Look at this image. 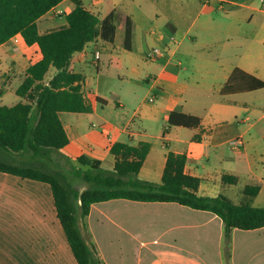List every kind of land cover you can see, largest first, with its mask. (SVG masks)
Wrapping results in <instances>:
<instances>
[{"label": "crops", "instance_id": "1", "mask_svg": "<svg viewBox=\"0 0 264 264\" xmlns=\"http://www.w3.org/2000/svg\"><path fill=\"white\" fill-rule=\"evenodd\" d=\"M104 1L107 0H81V6L102 19L114 11L108 10L105 16L96 13L99 11L98 7L104 5ZM162 6H166L165 10L171 12L173 16L166 15L167 19H164L161 27L153 34L148 33L145 39L139 37L138 24L133 18H129L132 23L131 50L127 51L123 47L124 52H132L138 44L140 48L141 43H146V51L150 50L148 47L151 44L161 52L156 60L150 59L155 65L151 74L152 78L148 79L147 88L132 81L124 84L121 90L114 88L116 108L125 109L126 105L131 106L139 101L134 110L126 108L128 118L125 121L120 122L115 116L113 122L98 117L104 125L97 129H92L93 126L84 125L81 121V116L96 115L98 107L106 103L97 90L88 87L87 72L89 66L93 64L96 53L99 55L97 60V66H99V52L102 51L104 44L110 43L96 39L72 56L68 71L81 77L80 92L85 93L82 97L89 112L59 113V120L68 139V144L59 153L71 161L85 155L100 161L103 170L112 171L114 157L110 154V149L114 144L122 143L136 147L139 143H148L150 149L141 171L152 150L151 144L147 141L148 126L150 127V121L158 116L165 123L161 128V138L168 143L166 148H172H168L166 154L172 152L185 156L183 172L199 179L198 195L213 197L204 193L211 190L210 185L214 180L211 166L214 164L219 165L221 171H224L219 172L220 182L228 195L231 193V187L244 178L246 185L242 191L246 187H257L258 193L252 197L255 199L264 194V126H259L264 121V112H262L264 110L258 111L259 118L246 130L241 131L236 128L235 131L238 132L230 138L224 141L221 139L226 133L234 131L230 128L232 124H229L232 118L241 112L249 116V108H247L249 104L244 96L255 95L264 105V89L227 96H222L220 91L235 69L264 82V0H192L185 2V6L180 0H167V3ZM73 8L74 4L71 0L60 2L36 21L38 33L44 34L65 27L64 17ZM187 10H191L193 16L188 17L191 11ZM186 19L189 21L187 34L192 33L193 28L196 27L198 32L208 33L209 39L204 41L193 31L190 37L191 47L183 46L185 36L175 26L174 21L184 22ZM52 20H58V23L52 24ZM124 22L118 26L115 25L116 31L123 29L124 33ZM14 36L19 38L17 43L12 42ZM14 36L0 46V65L5 64L9 59L8 75H4V81L12 83L18 77H23L22 83L26 69L39 61L41 55L36 45L28 46L21 35ZM178 36L181 38H177ZM170 41L176 44L173 50L169 48ZM198 42H201L206 50V60L211 63V72L200 78L181 81L179 80L181 70L179 59L183 55L186 59L193 58V48ZM8 45L13 50L10 57H7L3 51V48ZM213 50H219V52L215 54ZM175 59L177 64H174ZM122 65V59L114 55V68L120 69ZM52 70L48 80L55 74V70ZM142 88L145 93L139 99L138 94ZM151 91L156 93L159 100L157 104L149 101L150 105H144L147 93ZM4 95L3 90L0 96ZM25 101L17 97L12 106ZM186 105L201 107L206 113L205 116L184 110ZM0 106L5 105L0 104ZM176 110L198 117L200 126L196 129L167 128L169 114ZM115 112L117 111L114 110ZM137 117L139 118L137 130H132L130 124ZM224 123L227 124L223 125ZM167 130L172 135L164 137ZM103 131L109 135H104ZM237 137L243 139L244 145L240 151L233 150L235 156L231 158L225 154L223 147ZM226 163L227 167L223 170ZM224 175L235 177L236 183L224 184L221 180ZM223 197L231 202L227 196L223 195ZM109 202L114 200L91 205L88 215L78 220L81 237L87 246L94 248L102 264H106L102 252L106 248L104 243L110 244L109 241L114 239V207L102 208ZM147 206L169 209H175V206L184 207L176 203H147ZM215 221H218V228L223 230L221 220L211 214L208 222ZM234 230L237 229L231 230L230 235ZM205 233H208L207 230ZM242 234L244 235L239 245L240 259L233 264H264V228L242 231ZM0 264H77L57 218L52 193L47 184L0 173ZM144 264L183 263L175 255L164 254L161 257L148 259Z\"/></svg>", "mask_w": 264, "mask_h": 264}, {"label": "trees", "instance_id": "2", "mask_svg": "<svg viewBox=\"0 0 264 264\" xmlns=\"http://www.w3.org/2000/svg\"><path fill=\"white\" fill-rule=\"evenodd\" d=\"M63 0H0V46L20 34L26 45H36L41 59L29 66L15 94L26 101L0 106V173L42 182L50 187L57 218L77 264H102L93 247L84 242L78 220L90 206L110 200L141 203H176L196 211L209 212L223 225L226 243L233 229L248 231L264 228V207L234 205L223 196L197 194L199 179L184 174L185 156L168 152L160 184L134 181L149 152L148 143L136 147L114 144L111 172L101 162L85 155L71 161L59 151L68 144L59 113H88L80 92L81 77L70 73L72 56L96 39L113 43L115 13L99 19L71 0L73 10L65 15V27L39 34L36 21ZM132 23L124 22L123 47L131 50ZM55 74L44 82L50 69ZM264 89V82L235 69L220 91L222 96ZM200 119L179 111L169 114L167 128L196 129ZM61 162L64 163L62 166ZM82 181L87 187L78 192L67 179ZM233 185L235 177L222 176ZM244 195L254 197L257 187H246Z\"/></svg>", "mask_w": 264, "mask_h": 264}, {"label": "rangeland", "instance_id": "3", "mask_svg": "<svg viewBox=\"0 0 264 264\" xmlns=\"http://www.w3.org/2000/svg\"><path fill=\"white\" fill-rule=\"evenodd\" d=\"M185 6V2L192 0H180ZM167 0H107L104 5L98 7L96 13L100 16H105L108 10L113 9L115 13V25L123 24L126 17L132 19L139 26V37H145L153 34L164 19L166 15L173 14L165 10ZM190 12L191 10H187ZM193 16L192 11L188 17ZM187 17V18H188ZM175 22V26L184 35L183 46L191 47L190 37L193 31L201 36L204 41L209 39V34L205 32H198V28H193L192 33H186L187 19L183 22ZM52 24H57L58 20H52ZM123 29L116 31V37L113 43L104 44L100 54L99 66L95 59L93 64L88 68V87L92 90H97L106 103L102 107H98L97 113L94 116H81V121L84 125L93 126L92 129L104 125L98 117H103L109 122H113L114 116L118 121L123 122L128 118L126 111L134 110L136 102L130 106L126 105L125 109L116 108L114 106V88L121 90L123 85L127 82H134L143 88H147L149 78L153 74V62L148 58V53L157 47L149 44L150 50L146 51V43L139 44L132 52H124L123 50ZM177 38H181L178 36ZM170 49L176 47L170 41ZM7 57L12 54V48L8 45L3 48ZM191 51V49H190ZM189 51V52H190ZM146 52V53H145ZM217 54L219 50H213ZM193 58L186 59L185 55L181 56L179 62L181 70L179 73V80L189 81L190 79L200 78L203 75H208L211 72V63L206 59V50L201 42L196 43L193 48ZM114 55L122 59V67L120 69L114 68ZM99 57V55H98ZM34 62V61H33ZM174 64H177L176 59ZM9 59L5 64L0 65V88L5 91V95L0 96V104L5 106H12L16 102L17 96L14 90L19 86L23 77L12 83L4 81V75H8ZM52 69L48 72L44 82L48 81V77L52 75ZM23 74V72H22ZM21 74V76H22ZM141 89L138 98L140 99L145 90ZM155 91V90H154ZM151 91L147 93L146 100L143 104L150 105L149 100L157 104L159 98L156 93ZM246 101L248 102L249 116L238 114L232 118L229 124L234 131L226 133L221 141L227 140L235 134L236 128L239 130H246L253 124L260 116L258 111L264 110V105L259 101L255 95H248ZM2 102V103H1ZM208 108V107H207ZM114 110L117 111L114 113ZM184 110L194 112L202 117L205 116V111L201 107H193L186 105ZM264 112V111H262ZM138 117L135 118L130 124V129H136L138 126ZM152 120V119H151ZM148 126L147 141L151 144V154L145 162L143 169L134 181L148 182L153 184H160V174L164 164V156L168 150L166 148L167 142L161 138V128L165 125L162 119L156 116ZM224 123L223 125H226ZM259 126H264V121ZM172 135L169 130L166 131L164 137ZM165 144V145H164ZM226 155L233 158V150L228 144L223 147ZM62 166L64 163L61 162ZM207 164V162L205 163ZM212 181L207 193L210 196H227L229 200L235 205H247L251 207H264V194L253 199L243 194V188L246 185L245 179L231 187L230 195L224 191L220 182L221 171L219 165H212ZM227 167V163L223 170ZM106 171V170H105ZM111 172V171H108ZM68 182L78 192L84 190L87 185L80 180L69 178ZM177 205V204H176ZM114 207V239L110 240V244L105 242L103 254L106 264H144L146 260L161 257L164 254L175 255L177 259L183 264H233L240 259V239L243 237L241 230H234L230 235L228 242L224 238L223 230L218 228V221L208 222L211 217L209 213L196 212L188 208L175 206V209L169 208H153L147 206V203L133 202L129 200H114L105 204L102 208L110 209ZM178 209V210H176ZM207 230L208 233H205Z\"/></svg>", "mask_w": 264, "mask_h": 264}, {"label": "built area", "instance_id": "4", "mask_svg": "<svg viewBox=\"0 0 264 264\" xmlns=\"http://www.w3.org/2000/svg\"><path fill=\"white\" fill-rule=\"evenodd\" d=\"M18 40H19V38L16 37V36H14L12 38V42L13 43H17ZM159 54H160V52L157 49L151 50V52L148 53V58L151 59V60L152 59L156 60L159 57ZM94 59L96 61L98 60V53L95 54ZM2 91H3V89L0 88V92H2ZM81 94H82V96L85 95L84 92H81ZM149 101L152 102L153 99H150ZM103 134L106 135V136L109 135L108 133H106L104 131H103ZM108 140L110 141V138L109 137H108ZM227 144L230 146V148L232 150H234V151H240L242 149L243 145H244V142H243V139L241 137H237V138H234V139L230 140Z\"/></svg>", "mask_w": 264, "mask_h": 264}]
</instances>
